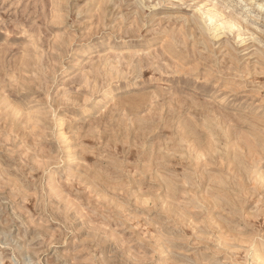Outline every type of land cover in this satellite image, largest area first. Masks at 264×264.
<instances>
[{
  "label": "rangeland",
  "instance_id": "1",
  "mask_svg": "<svg viewBox=\"0 0 264 264\" xmlns=\"http://www.w3.org/2000/svg\"><path fill=\"white\" fill-rule=\"evenodd\" d=\"M0 264H264V0H0Z\"/></svg>",
  "mask_w": 264,
  "mask_h": 264
}]
</instances>
